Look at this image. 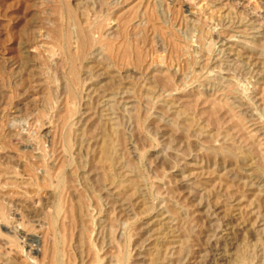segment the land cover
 <instances>
[{
	"label": "rangeland",
	"instance_id": "rangeland-1",
	"mask_svg": "<svg viewBox=\"0 0 264 264\" xmlns=\"http://www.w3.org/2000/svg\"><path fill=\"white\" fill-rule=\"evenodd\" d=\"M0 264H264V0H0Z\"/></svg>",
	"mask_w": 264,
	"mask_h": 264
}]
</instances>
